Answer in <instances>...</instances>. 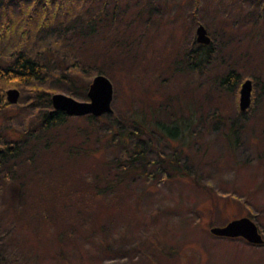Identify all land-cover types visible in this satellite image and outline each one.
<instances>
[{
	"label": "rangeland",
	"instance_id": "rangeland-1",
	"mask_svg": "<svg viewBox=\"0 0 264 264\" xmlns=\"http://www.w3.org/2000/svg\"><path fill=\"white\" fill-rule=\"evenodd\" d=\"M251 2L119 0V21L95 20L103 30L89 52L104 64L91 65L90 81L97 71L110 78L112 115L101 114L96 130L104 134L87 138L91 149L63 163L69 171L60 168L62 151L40 141L14 159L12 175L0 178V264H264V243L210 232L246 215L264 237V1ZM198 23L213 47L196 70L187 50ZM229 68L240 83L252 79L245 110L240 83L233 90L220 83ZM8 88L19 95L0 117V131L15 137L34 109L25 101L35 92L8 84L5 101ZM64 127L55 131L63 134ZM71 133L72 141H85ZM91 168L102 172L101 182L112 179L110 191L92 198L79 180ZM71 189L77 192L69 201L87 207L84 225L76 207H62Z\"/></svg>",
	"mask_w": 264,
	"mask_h": 264
},
{
	"label": "trees",
	"instance_id": "trees-1",
	"mask_svg": "<svg viewBox=\"0 0 264 264\" xmlns=\"http://www.w3.org/2000/svg\"><path fill=\"white\" fill-rule=\"evenodd\" d=\"M15 1L19 4L17 12L12 11L13 4L10 0H0V117L9 112L8 109L5 111V108L12 104L5 101L2 96V89L8 84L33 89L35 95L30 96L25 102L31 103L34 109L24 115L22 123L24 130L20 134L18 132L15 137H7L2 130L0 131L1 179L12 175V168L15 167L14 159L29 147L30 141L43 142L44 148L54 145L56 150L60 149L63 155L59 162L60 168L69 171L71 169H68V166L64 167L63 163L74 160V156L81 154V150L86 152L91 149L89 146L84 147L89 136L93 135L98 140V137L104 134L96 130L99 126L97 121L101 120V115L76 116L69 115L61 109H54L51 104V93L56 89H65L80 99L87 98L91 77L90 67L94 63L97 65L98 62L104 64L103 58L99 59L94 52L93 57L89 52L97 32L100 29L103 30V26L95 20L105 18L109 23L119 21L117 19L123 10H118L119 0H100V4L95 9L92 6L94 0ZM250 1L262 5L264 0ZM147 5L151 6V2ZM149 9L150 7L146 8L147 11ZM140 15L142 12L139 13ZM212 41L211 38L209 43L204 44L193 38L187 50L189 66L197 70L201 68L204 60H210ZM114 42L116 41L113 40V44ZM117 48L122 51L120 45L116 43V51ZM101 53L104 57L103 46H101ZM112 58L116 60L113 54ZM66 62L70 65L67 66ZM257 78L259 76H253L254 82ZM240 80L239 73L234 68H229L221 77L220 83L225 85L226 89L233 90ZM110 115L112 114H107L108 117ZM215 116L216 114H213V117ZM29 117L32 119V126L27 123ZM80 118L84 121L77 123L71 121V124H68L70 120ZM60 126H65L63 134L55 131ZM72 130H75L76 134L83 135L85 141L82 139L72 141ZM110 130L111 128L107 131ZM91 169V171H85L79 178L81 184L90 186V189H86L88 192L85 195L92 198L102 195L104 191H110L111 185L108 182L112 179H106L107 181L103 183L101 182L102 172L98 173L96 170L93 171L94 168ZM180 170L187 173L183 168ZM72 178L73 176H70L69 180ZM121 179L119 175L116 180ZM70 191L62 197V207L64 208V205L76 207L75 215L84 225L87 223L85 217L88 218L87 207L77 202H70L72 193L77 190ZM77 213H80L79 216ZM44 214L49 221L54 218L52 213ZM66 221L70 225L75 223L73 218H67ZM102 241L105 243V240Z\"/></svg>",
	"mask_w": 264,
	"mask_h": 264
},
{
	"label": "water",
	"instance_id": "water-1",
	"mask_svg": "<svg viewBox=\"0 0 264 264\" xmlns=\"http://www.w3.org/2000/svg\"><path fill=\"white\" fill-rule=\"evenodd\" d=\"M195 39L200 43H209L211 36L204 24L198 23L195 27ZM252 79L242 80L239 87V108L245 110L251 103ZM19 90L8 88L6 99L15 102ZM113 85L108 76L103 73L93 75L87 90V99L79 100L64 92L51 94V104L54 109H61L67 114L81 115L91 113L99 116L112 111ZM210 232L219 236L242 237L252 244L264 243V237L254 219L243 215L232 218L222 225H212Z\"/></svg>",
	"mask_w": 264,
	"mask_h": 264
}]
</instances>
